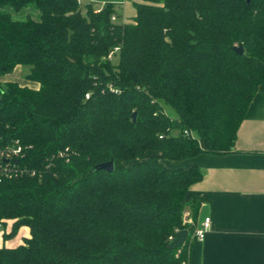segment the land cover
<instances>
[{"label": "trees", "instance_id": "trees-1", "mask_svg": "<svg viewBox=\"0 0 264 264\" xmlns=\"http://www.w3.org/2000/svg\"><path fill=\"white\" fill-rule=\"evenodd\" d=\"M113 1L0 0V76L40 84H0V146L29 171L0 182V222L31 231L0 264H189V239L168 246L204 172L165 163L233 151L264 83V0H139L131 23Z\"/></svg>", "mask_w": 264, "mask_h": 264}, {"label": "crops", "instance_id": "crops-1", "mask_svg": "<svg viewBox=\"0 0 264 264\" xmlns=\"http://www.w3.org/2000/svg\"><path fill=\"white\" fill-rule=\"evenodd\" d=\"M23 66L0 76V84L16 82L39 89L40 84L27 79ZM200 141L203 147L204 142ZM171 168L200 167L204 176L188 191L186 203L200 198L196 217L190 206L186 211L193 224L189 230V264H264V83L254 96L240 125L232 152L224 155L201 154L187 162H170ZM211 228L204 241L195 230L205 218ZM14 221L0 227V248H17L31 237L30 228L22 226L14 236ZM187 239V240H188Z\"/></svg>", "mask_w": 264, "mask_h": 264}, {"label": "built area", "instance_id": "built-area-1", "mask_svg": "<svg viewBox=\"0 0 264 264\" xmlns=\"http://www.w3.org/2000/svg\"><path fill=\"white\" fill-rule=\"evenodd\" d=\"M79 4L93 2V0H77ZM116 5L120 6L123 3V0H114ZM106 2L103 1L100 3L97 12H100L105 6ZM112 20L116 21L117 16L113 15ZM114 57V52H111L108 56L109 59ZM188 134V132H186ZM24 156V148L20 144L18 140L14 141L12 144H8L5 146H0V182L5 178H11L13 176H17L18 174H23L29 172L27 169H22L17 166V162ZM31 175L34 176L35 172H31ZM190 214L188 212H184L183 224L190 225L193 224L192 219L190 218ZM0 222V227H1ZM211 228V218H205L201 227L195 230V237L198 241H204L206 234Z\"/></svg>", "mask_w": 264, "mask_h": 264}, {"label": "water", "instance_id": "water-1", "mask_svg": "<svg viewBox=\"0 0 264 264\" xmlns=\"http://www.w3.org/2000/svg\"><path fill=\"white\" fill-rule=\"evenodd\" d=\"M235 51L240 54V55H243L244 54V48L243 46H238L235 48ZM136 116L137 114L134 113L133 114V120L135 121L136 120ZM114 161L113 160H110L109 162H105V163H100L98 164L94 170L95 171H106V172H109V173H112L114 172ZM189 237V230L187 229H183V230H180L176 233L175 235V239L169 244V248L172 249V250H175V249H178L180 247H182L185 242L187 241Z\"/></svg>", "mask_w": 264, "mask_h": 264}, {"label": "rangeland", "instance_id": "rangeland-1", "mask_svg": "<svg viewBox=\"0 0 264 264\" xmlns=\"http://www.w3.org/2000/svg\"><path fill=\"white\" fill-rule=\"evenodd\" d=\"M139 0H123V3L120 5L121 12L124 15V22L126 23H131L133 22V19L136 15V8H135V2H137ZM119 61V56H115L114 60H113V64L118 63ZM25 73H29V68L28 67H24ZM172 113V112H171ZM172 115H175V113H172ZM165 165H168V163H165Z\"/></svg>", "mask_w": 264, "mask_h": 264}]
</instances>
